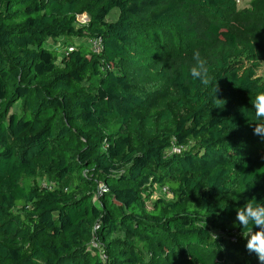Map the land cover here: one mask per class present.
Here are the masks:
<instances>
[{
    "label": "trees",
    "instance_id": "16d2710c",
    "mask_svg": "<svg viewBox=\"0 0 264 264\" xmlns=\"http://www.w3.org/2000/svg\"><path fill=\"white\" fill-rule=\"evenodd\" d=\"M234 7L0 0V264H260L235 217L251 199L264 205V139L253 134L264 80L242 71L255 49L227 27ZM71 37H100L102 50L66 53ZM196 51L207 83L190 76ZM155 57L162 85L135 83ZM171 98L155 119L143 112ZM230 166L240 196L225 202Z\"/></svg>",
    "mask_w": 264,
    "mask_h": 264
},
{
    "label": "rangeland",
    "instance_id": "374dc122",
    "mask_svg": "<svg viewBox=\"0 0 264 264\" xmlns=\"http://www.w3.org/2000/svg\"><path fill=\"white\" fill-rule=\"evenodd\" d=\"M117 16V9H113L109 14V19L114 20ZM88 15L82 13L78 15V21L87 20ZM227 27L240 39L246 42H250L254 46V53L249 56V58L244 59L243 72L253 71L255 77H260L264 80V0H235V7L232 12L228 15ZM81 42H84L83 38L80 37H71L65 44H75L80 45ZM182 45L191 47L192 42L184 41ZM177 46L171 49L172 52H176ZM59 50V48H55ZM150 63L146 65L137 66L132 74L133 80L135 83L141 86H155L160 87L162 85L161 79L158 77L156 70V63L158 58L150 59ZM174 98H171L166 105H162L153 109L143 110L146 115H151L154 117L166 107L172 108L174 105ZM14 104V106H16ZM13 106V108H14ZM264 123L263 121L257 122V124ZM194 145V140L190 139L185 146V149H189ZM175 147L171 145L165 150L166 154H170L174 151ZM230 151L233 152L234 148H230ZM230 177L227 182V192L219 196L217 199L223 201H231L240 196V191L235 184L233 167L230 166ZM50 180L42 178L38 180L40 185H49ZM161 195L160 188L158 186H151L144 189L143 196L146 204L150 207L155 197ZM214 233L218 234L220 237L229 239L228 234H223L219 230H213ZM115 235L124 236L122 231L116 233ZM210 264H225L222 259L212 258Z\"/></svg>",
    "mask_w": 264,
    "mask_h": 264
},
{
    "label": "clouds",
    "instance_id": "9594fccd",
    "mask_svg": "<svg viewBox=\"0 0 264 264\" xmlns=\"http://www.w3.org/2000/svg\"><path fill=\"white\" fill-rule=\"evenodd\" d=\"M193 59L195 64L190 68V76L193 80H199L201 83H207L209 80V66L207 61L202 59L199 51L194 52ZM256 116L264 118V93L256 97L254 104ZM254 135H259L264 139V123L256 124L253 129ZM236 221L242 229H247L246 250L249 253H255L260 264H264V205L249 200L243 207L236 211ZM251 225V227H250ZM257 227L252 231V226ZM215 239V235H212Z\"/></svg>",
    "mask_w": 264,
    "mask_h": 264
},
{
    "label": "built area",
    "instance_id": "2783aa9c",
    "mask_svg": "<svg viewBox=\"0 0 264 264\" xmlns=\"http://www.w3.org/2000/svg\"><path fill=\"white\" fill-rule=\"evenodd\" d=\"M87 20H88V18H87ZM87 20L85 19V20H82L80 22L84 23ZM87 45L92 50V52H94L96 54L100 53V51L102 50V40H101L100 37H90V38H88L87 39ZM73 48H74L73 45H69L65 52L67 53V51H72ZM105 67L109 68V65L105 64ZM162 189L164 191H166L165 187H163ZM106 190H107V187L104 184H99L95 196H98L101 192L106 191ZM90 244H91L92 247H96V248L100 246V243H99V241L96 238H92ZM101 256L104 257V254H102Z\"/></svg>",
    "mask_w": 264,
    "mask_h": 264
},
{
    "label": "crops",
    "instance_id": "0c3cea01",
    "mask_svg": "<svg viewBox=\"0 0 264 264\" xmlns=\"http://www.w3.org/2000/svg\"><path fill=\"white\" fill-rule=\"evenodd\" d=\"M80 38H81V37H80ZM83 39H84V42H81L80 45L83 44V45H86V46L88 47V45H87V38H83ZM54 45H55V44H54ZM70 45H73L74 47L78 46V45L71 44V43H70ZM58 46H60V45H58Z\"/></svg>",
    "mask_w": 264,
    "mask_h": 264
}]
</instances>
